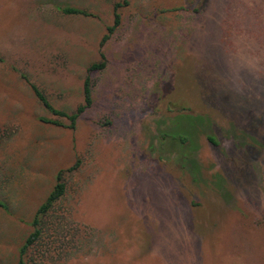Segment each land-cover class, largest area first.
Segmentation results:
<instances>
[{
  "label": "rangeland",
  "instance_id": "1",
  "mask_svg": "<svg viewBox=\"0 0 264 264\" xmlns=\"http://www.w3.org/2000/svg\"><path fill=\"white\" fill-rule=\"evenodd\" d=\"M126 1L0 0V264H264V0Z\"/></svg>",
  "mask_w": 264,
  "mask_h": 264
},
{
  "label": "trees",
  "instance_id": "2",
  "mask_svg": "<svg viewBox=\"0 0 264 264\" xmlns=\"http://www.w3.org/2000/svg\"><path fill=\"white\" fill-rule=\"evenodd\" d=\"M125 5H127V1L125 0ZM124 5L122 4H115L114 5V24L112 27H109V35H107L103 39V44L109 39V36L116 30L117 27L121 24V15H120V8H122ZM65 14H76V15H85L86 13L84 11H81L79 9L75 8H67L64 10ZM105 68V62L101 63H95L93 64L89 72L94 71H101ZM32 90L39 100V102L44 106L46 110H48L51 114L54 116H59L61 118H66L70 124L69 128L76 130L78 120L80 117L89 109L93 104V90H92V82L91 78L87 77L84 82L83 87V97H84V103L80 107L76 109L73 113H67L65 111H61L56 109L50 101L47 99V97L35 86L31 85ZM53 124L61 126V123L59 122H53ZM209 140L213 143H215V140L212 137H209ZM76 169L75 167H71L68 170H61L57 176H56V184L53 188V190L50 192L48 197L46 198L45 202L38 208L33 220H32V227L33 232L30 234L24 245L20 249L19 253V262L18 264H30L26 261L29 253L31 250H33L35 247L37 248V253H47L46 246L44 243H42L43 239H46L47 233L49 232V226L46 224V219L51 216L52 212L54 211L56 205L65 197L67 186L65 182V175L69 172H73ZM50 236V235H49ZM45 247V249H44ZM35 248V249H36ZM34 249V250H35ZM39 259V258H38ZM45 259V257H44ZM41 264V263H40Z\"/></svg>",
  "mask_w": 264,
  "mask_h": 264
}]
</instances>
